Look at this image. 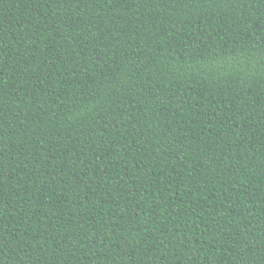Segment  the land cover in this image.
Listing matches in <instances>:
<instances>
[{"label": "trees", "instance_id": "16d2710c", "mask_svg": "<svg viewBox=\"0 0 264 264\" xmlns=\"http://www.w3.org/2000/svg\"><path fill=\"white\" fill-rule=\"evenodd\" d=\"M0 264H264V0H0Z\"/></svg>", "mask_w": 264, "mask_h": 264}]
</instances>
